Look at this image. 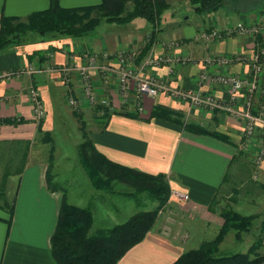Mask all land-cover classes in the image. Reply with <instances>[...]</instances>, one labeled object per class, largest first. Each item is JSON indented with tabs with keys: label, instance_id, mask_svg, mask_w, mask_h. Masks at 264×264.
Listing matches in <instances>:
<instances>
[{
	"label": "crops",
	"instance_id": "1",
	"mask_svg": "<svg viewBox=\"0 0 264 264\" xmlns=\"http://www.w3.org/2000/svg\"><path fill=\"white\" fill-rule=\"evenodd\" d=\"M58 1L65 7H77L101 0ZM168 2L169 7L154 24L142 16L126 23L102 21L97 29L82 36L36 35L0 48V73L20 70L18 74L0 78V119L17 121L0 123V178L6 177L7 195L12 201L11 213L0 199V264H58L51 236L57 225L63 193L69 202L84 206L89 203L84 191L96 190L80 161L79 143L82 140L76 147L75 161L58 149L60 144L54 143L57 128L61 127V132L70 130L67 118L77 123L75 126L83 139L77 113L84 119L93 144L107 158L141 171L164 173L170 188L189 194L184 200L170 196L168 208L157 216L144 237L125 251L117 264H171L185 250L213 237L223 225L220 208L214 205L212 210L209 205L215 197L219 198L226 186L230 187L227 183L221 190L239 145L247 155L232 164V180L242 179V173L253 171V157L264 144V125H257L251 142L246 145L243 119L228 111L197 106L167 91L156 95L140 94L134 80L128 91L122 93L118 76L121 61L117 54L123 52L126 55L123 66L144 76L228 101V86L212 77L225 73L246 78L250 74V65L241 61L210 64L203 58L208 54L252 53L256 42L264 41V34L234 33L207 42L198 33L203 28L225 29L264 21V9L241 12L224 2L213 12L198 13L188 0ZM178 3L187 5L190 17L189 14L184 18L177 15L175 7ZM49 4L50 0H0V28L3 14L24 18ZM151 35L150 48L142 52ZM170 39L178 40L179 45L170 46ZM167 52L189 54L196 61L145 64L149 55ZM92 60L111 66L105 70L90 68L94 93L106 97L108 104L89 99L78 69L69 71L68 82L63 81L57 69L61 65L89 64ZM204 73L206 77H203ZM31 84L39 89L46 108L41 127L30 101ZM246 86L247 83L238 95L236 104L240 107L245 106L247 100ZM71 95L76 97L78 106L69 102ZM100 105L109 108V115ZM156 105L169 108L184 122L222 132L228 139L187 128L171 119L151 116ZM260 105L264 106V97L257 96L254 107ZM122 111L135 113L138 117ZM257 179L264 183V158ZM92 192L90 190L89 195ZM182 231L188 234L186 240L179 236Z\"/></svg>",
	"mask_w": 264,
	"mask_h": 264
},
{
	"label": "trees",
	"instance_id": "2",
	"mask_svg": "<svg viewBox=\"0 0 264 264\" xmlns=\"http://www.w3.org/2000/svg\"><path fill=\"white\" fill-rule=\"evenodd\" d=\"M198 13L213 12L223 6L225 0H188ZM169 7L168 0H101L99 3L77 7L62 6L58 0H50L47 8L33 11L26 17L2 15L0 28V48L10 43H19L21 35L28 31L39 36L65 33L72 36H82L96 28L102 21L126 23L137 16L145 17L153 24L161 18L163 11ZM153 42L149 36L142 52L147 51ZM105 114L109 108L100 105ZM122 113L138 117L135 113ZM82 128V141L79 143V156L93 186L96 189H111L114 181H120L136 188L137 192H148L157 200V205L151 209H139L127 219L107 227L92 230L94 212L91 205H77L69 202L63 193L60 213L55 230L51 236L54 257L58 264H117L125 251L139 242L145 233L154 225L158 207L170 196V185L166 174L149 173L136 168L116 163L107 158L93 144L85 129V121L81 115H76ZM151 116L171 119L183 123L185 127L208 131L223 139L228 137L219 131L200 128L195 123L184 122L179 115L161 105H156ZM14 119H0V123H15ZM42 120L39 121L41 127ZM42 131V129H41ZM247 153L239 145L238 151L231 161V167L225 174L221 190L232 180V164ZM53 155L50 161L52 162ZM243 174V173H242ZM7 180L0 178V199L3 205L12 213V201L7 195ZM51 185V184H50ZM51 187H53L51 185ZM235 190V187H233ZM220 192V190H219ZM218 199L215 197L209 207L214 210ZM224 223L211 238L203 240L198 246L185 250L171 264H260L264 254L257 251L258 240L246 251L220 253L219 244L229 229L235 230V237L242 239V232L249 230L254 215H245L237 210L222 206L219 209ZM10 223V219H7ZM261 232L264 233V221Z\"/></svg>",
	"mask_w": 264,
	"mask_h": 264
},
{
	"label": "built area",
	"instance_id": "3",
	"mask_svg": "<svg viewBox=\"0 0 264 264\" xmlns=\"http://www.w3.org/2000/svg\"><path fill=\"white\" fill-rule=\"evenodd\" d=\"M250 32L252 34H264V21L259 20L251 25L240 24L237 27H227L220 29L217 27H211L209 29L203 28L199 31L200 36L205 41L209 42L213 39L224 38L234 33ZM169 45L174 47L179 45V41L176 39H170ZM117 57L121 61V66L118 69L119 85L122 93H126L130 88L131 81L134 80L136 83L137 90L140 94L156 95L162 91L170 92L172 95L188 100L192 104L206 107L209 109H222L228 111L232 115L241 117L243 119V137L245 144L251 142L252 137L256 131V127L259 123L264 125V106L254 107V98L264 97V41H257L256 48L252 53H237L234 55L225 54H208L203 58L205 63L210 64H228L234 61L247 62L250 65V74L246 78L239 77L234 74L217 73L212 79L221 82L228 86L229 100L224 101L212 95H204L199 91L191 89L176 88L168 85L164 81H160L155 77L144 76L137 71L129 69L123 64L126 60V55L123 52H119ZM196 58L189 54H178L173 55L167 52L161 55H149L145 64L156 66V65H173L174 63H188L194 62ZM98 67L102 70L109 69L111 66L105 64L96 63L95 60L89 62V64L82 65H61L57 69L61 72L64 82L70 81L69 71L73 68L78 69L83 83V89L89 99L93 102L101 104H108L106 97H98L94 93L93 82L91 79L90 68ZM20 70H7L0 73V78L10 77L18 74ZM206 77V74H203ZM246 86L247 100L245 106L240 107L236 104L238 95L244 85ZM30 101L33 107V113L36 120L40 121L46 116V108L44 101L41 97L39 89L33 84L29 87ZM69 102L75 107L78 106L76 97L71 95ZM141 108V106H139ZM264 158V144L255 153L253 162L255 169L253 171V177L257 179L259 177L260 169ZM170 196H175L177 199H188L189 194L178 188H170Z\"/></svg>",
	"mask_w": 264,
	"mask_h": 264
},
{
	"label": "rangeland",
	"instance_id": "4",
	"mask_svg": "<svg viewBox=\"0 0 264 264\" xmlns=\"http://www.w3.org/2000/svg\"><path fill=\"white\" fill-rule=\"evenodd\" d=\"M263 1L264 0H226L225 2L227 5L238 8V11L243 12L247 10L264 9ZM175 8L179 17L184 18L187 17L188 14L190 17V10L187 5L178 3ZM36 35L38 34L27 30L25 34L21 35V38L22 40H26ZM74 122L73 119L67 118L66 123L69 125L70 130H68V132H61V127L57 128L55 130L54 139V143L61 145L58 149L65 151L67 156L72 158L68 159L72 161L76 160V158L73 159V156H75L78 142L82 140L77 126H75L77 123L75 124ZM58 167L59 166H56L55 168ZM62 169L65 172H70L68 169ZM254 169L255 165L253 166V171ZM54 171L55 169H53V172ZM253 171L245 172V174L241 176L242 179L234 181L233 184L229 183L230 187L226 186L227 188L225 187V189L221 191L222 193L220 192L221 195H219L216 203L217 208L227 206L245 215H254L249 230L242 232V239L239 240L235 237L234 229L228 230V234H225L223 240L219 244L220 253L222 254L246 251L258 240L263 243L259 244L257 251L264 254V233L261 232L262 223L264 221V183L253 177ZM52 182L55 184L56 181L52 179ZM233 187H235V190ZM90 190L93 191L91 195H89ZM90 190L84 191V197L88 200L87 202L89 203L87 204L92 206L94 212L92 230L99 227L111 226L114 223L127 219L139 209H151L157 205V200L152 199L148 195V192H137L135 187L120 181H114L111 189L95 190L90 188ZM170 200L171 198L169 196L167 201L158 207L157 216L168 208ZM179 236L185 240L188 238L186 231H182Z\"/></svg>",
	"mask_w": 264,
	"mask_h": 264
}]
</instances>
